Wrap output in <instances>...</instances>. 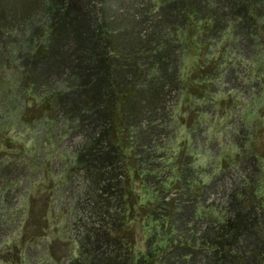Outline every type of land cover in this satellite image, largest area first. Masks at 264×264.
I'll use <instances>...</instances> for the list:
<instances>
[{
  "label": "trees",
  "instance_id": "1",
  "mask_svg": "<svg viewBox=\"0 0 264 264\" xmlns=\"http://www.w3.org/2000/svg\"><path fill=\"white\" fill-rule=\"evenodd\" d=\"M263 91L264 0H0V239L11 178L43 160L13 131L51 122L80 138L69 264H264Z\"/></svg>",
  "mask_w": 264,
  "mask_h": 264
},
{
  "label": "rangeland",
  "instance_id": "2",
  "mask_svg": "<svg viewBox=\"0 0 264 264\" xmlns=\"http://www.w3.org/2000/svg\"><path fill=\"white\" fill-rule=\"evenodd\" d=\"M64 89V79L59 78L49 90L51 94H55ZM249 97H240L242 110L245 108L246 100H254L253 94L250 93ZM53 98L54 95H51L47 99L35 97L34 100ZM260 103L264 104V99L259 101ZM27 106L29 117L39 114L36 115V110L40 108L38 103L31 101ZM43 124L44 128L37 131L32 129L13 131L18 133L15 137L16 146L21 144L28 150L37 146L38 154L43 155V160H38L42 168L40 164L36 167L23 165L11 178L14 185L9 191L10 199H7L8 203L5 206L9 211H16L13 218L15 225L0 239V246L9 247L15 244L16 249L23 247L25 252L22 241L35 231L37 240L33 243L34 249L31 253L24 256L27 261L24 264H69L77 256L81 237L87 229L83 211L76 203L83 194L81 181L77 179L72 183L70 181L67 189L63 183H69V179L63 176L72 164L73 151L80 138L70 136L62 124L50 129L48 128L51 122ZM261 144L264 148V134ZM2 157L3 154L0 153V158ZM10 248L8 249L10 252L4 254L6 262L0 264H20L15 249Z\"/></svg>",
  "mask_w": 264,
  "mask_h": 264
}]
</instances>
